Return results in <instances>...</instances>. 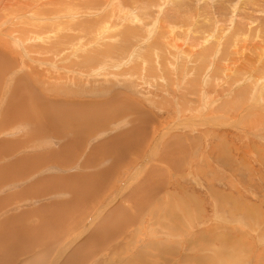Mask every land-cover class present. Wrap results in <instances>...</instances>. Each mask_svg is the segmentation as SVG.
Instances as JSON below:
<instances>
[{"label":"rangeland","instance_id":"1","mask_svg":"<svg viewBox=\"0 0 264 264\" xmlns=\"http://www.w3.org/2000/svg\"><path fill=\"white\" fill-rule=\"evenodd\" d=\"M41 1L42 5H49L54 0ZM122 1L123 7L131 13L130 16L127 15L130 23L122 14L124 11L118 13L117 5ZM0 2V48H6L15 62L28 59L23 56V49L27 48V44L32 46V41L29 40H32L33 34L39 32L40 28L47 34L44 42L46 38L50 40L53 36L63 34L78 37L82 35L78 29L71 31L66 27L75 25L79 28V23H59L64 22L63 20L70 22L96 19L99 22L90 30L93 45L90 43L86 49L91 51L94 48L102 49V46L110 42L114 44L117 36L122 37V44L119 46L121 54H112L113 59L121 58L116 61L119 66H111L112 63L106 66L111 69L107 70L108 73H115L114 76L103 75L104 72L101 71L98 72L102 74L100 76L96 73V76L81 77V74H90L99 64L95 65L93 58L91 63H81L86 68L81 67L75 61L78 60L79 52L59 61L41 60L37 53L28 54L34 59L55 65L53 70L33 63L35 69L43 75L39 79L37 75L35 81H54L55 87L50 92H46L37 83L44 96L53 97L54 100L56 95L63 99L77 96L82 101L113 93L123 94V97L151 113L154 126L164 131L173 123L178 125L181 120L184 122V119H191L190 123L182 126V130H179L181 126H177L179 128L162 135L155 132L154 136L158 135L159 139L153 145L154 139L145 144L151 128H148L149 134L135 132L137 122L131 121V115H119L96 127L94 132L85 134L79 152L66 165H40L25 177L13 176V183L7 181L10 185L0 183L3 186H0L1 196L6 192H13V189L19 190L31 180L33 188L30 191L33 196L39 193L41 184H38V178L75 173L80 177L79 181L84 182L83 189L78 191L75 188L79 186V181L69 184L68 188L57 194L31 198L33 201L30 202V209L40 205L48 207L52 202L60 203V200H63V204L52 206L57 208L56 211L51 210L46 217L44 214L36 216L33 212L34 216L28 217L31 221H23L27 224L25 226L40 224L38 229L27 230L29 235L36 238L22 234L23 238L21 233L16 232V238L11 236L12 243H9L10 239L6 242L2 236L3 240L1 238L0 241L6 243H0V248L5 245L14 246L11 244L19 240L22 243L27 238L29 243L25 241L21 247L18 244L19 249H28L20 255L12 252L14 254L10 256L9 252L0 249V264H35L40 259L42 264H78L77 261L79 264H264V0H106L100 2L101 6L96 11L92 8L96 6L94 0H75L81 2L78 5L88 11H77L84 14L73 17L61 14L62 17L50 18L56 23L43 17H40L41 21H37V17L32 18L29 13L22 11L36 0H29L20 9L10 6L14 0ZM7 4L10 5L5 6ZM71 9L69 11L74 13L75 9ZM19 16H22L19 18L20 22L17 21ZM128 26L134 28V32L129 31L131 39L126 31ZM6 28L19 29L16 36L22 43L20 47L13 46L11 36L5 33ZM120 30L125 32L121 33ZM50 31L53 34H48ZM107 33L115 39L107 37ZM58 44L62 49L67 47L68 51L80 46L79 41ZM73 44L76 45L72 46ZM32 50L35 51V48L32 47ZM136 50L139 54L136 52L138 55L134 56ZM128 72L131 73L129 81L120 75ZM10 78L11 75H7V81ZM10 80L8 85L0 83V94H3L0 95V110L6 108L0 111V123L4 121L3 114H7L10 109L5 102H15L13 77ZM73 80L75 82H71ZM126 84L130 85V89ZM101 86L108 90L105 95L96 97L85 94L86 91ZM64 91L69 92L68 97H62L66 95L62 93ZM29 115L0 126V140L5 138L10 144L14 140L17 142L15 149H18L21 146L19 137L27 131L29 133L25 134L32 136L24 135L26 139L22 140L37 144L45 134L40 137L32 131L36 121L32 122L34 114ZM23 119L25 123L21 121ZM120 131L124 135L114 142L115 149L107 146L104 156L87 155L94 144H107L108 139L117 137L116 134H121ZM68 132L72 135L71 131ZM60 140L62 139L52 138L49 143L53 147ZM145 145L148 146L144 148ZM87 156L92 160H89V164H84ZM61 157L57 156L55 161H59ZM3 159H6L3 164H10L14 157ZM112 161H115L116 166L111 164ZM99 181L98 186L96 184ZM27 190L28 187L23 191ZM67 190H71L73 195ZM127 192L130 193L127 195L129 198L125 195ZM114 196L116 199L110 205L108 201ZM23 202L28 206L27 201ZM117 204L122 207V211L117 214L121 217L128 216V220H125V224H120L121 230L118 224L122 218L116 220L117 224L114 219L116 227L113 231L108 236L101 233L104 237L98 239L91 248V238L93 239L97 229L106 231L103 225L101 229L100 225L95 227L97 221H102L105 214ZM20 210L23 207L16 209V212ZM61 248L63 253L60 257ZM84 252L86 257L80 261L79 256Z\"/></svg>","mask_w":264,"mask_h":264},{"label":"bare ground","instance_id":"2","mask_svg":"<svg viewBox=\"0 0 264 264\" xmlns=\"http://www.w3.org/2000/svg\"><path fill=\"white\" fill-rule=\"evenodd\" d=\"M10 1L11 0H7L6 3L10 2ZM28 1L29 0H14L13 4H11V5L9 4V5L11 7L12 6L13 7L14 6H17L18 9H20L22 7V5L24 3H28ZM94 1H95L96 6H94L92 8H93V10L96 11L101 6V3L100 2L101 1L105 2L106 0H94ZM81 2H82V0H81ZM81 2H75V0L74 1L73 0H54L49 5H42L41 4L42 3L41 0H39V1L36 0V2H31L26 7H24V9L22 11H26V13H29L28 15L30 17H32V18L37 17L36 18L37 21H41L40 17H43L44 19L46 18L47 20L52 21L53 23H56L55 20H52L50 18H52L53 16H54V18L55 17H62V16H65V17H73L74 15H82V14H84V13H78L77 11H84V12L86 11L87 12L88 11L87 9H85V8H83V7H81V6L78 5V3H81ZM0 3H2V2H0ZM122 3H123V1L121 3H118V5H117V8L119 9L118 10V13L120 14L122 11H124V12H122V14H124L126 16L125 19L129 22L130 19H128L129 17L127 18V15L130 16L131 13H130V11L127 8H124L123 7ZM124 4H125V2H124ZM9 5L7 4L5 6H9ZM47 8H50V9H47ZM71 8L73 10L75 9L74 10V13H71V11H69V9H71ZM15 9H16V7L14 8V10ZM45 9H47L46 12H44ZM63 9H65V10L63 11ZM53 12H54V15H53ZM61 14H63V15L60 16ZM23 16H25V18H28V16H26V15H23ZM20 17H22V16H19L18 17V20H17L19 22H20V19H19ZM117 17L119 18V16H117ZM131 20H133V18H131ZM63 21L64 22L61 21L59 23H79L78 24L80 26L79 28L77 26H75V25H66V27L68 29H70L71 31L78 29L79 31H81V34L82 35L80 37H78V36L71 35V34H63V35H61L59 37L53 36V38L50 39V40H49V38H46V42H44L45 41L44 40V37L47 36V34H44V32L42 31V29L40 28L39 29V32H35V34H33L32 40H29V41H32V46L29 45V44H27V48H24L23 49V52L25 53V54H23V56L26 57V58H28L26 61L21 60V61L15 62V60H13V58L11 57V54L8 52V50L6 48H0V83L1 84L4 83V85L5 84L8 85L9 82L11 81L10 79L12 77H13L14 83H15L14 86H13V89H12L13 94H14V100H15V102L14 103H11V102H9V100H7L8 102L7 101L5 102L7 104V107L10 106V109L7 112V114L6 113L5 114L2 113L3 114L4 121L3 120H2L3 122L1 121L2 123H0V126H3V124H8V122H11L13 120L16 121L20 117L26 118L29 114H34V116L32 117L33 121L32 120H30V121H32V122L36 121V123L34 122V126H33L34 129L32 128L33 130L32 129L31 130L34 131V132H36V133H38L40 135V137H41V135H44V134L45 135L43 137H46V139H43V137L41 139L39 137L40 140L37 141V144L34 143V142H31L30 140H24L23 141L22 138L24 139L25 136H29L30 135V134L29 135L25 134L27 132L26 131L24 133L25 136L23 135L24 137L19 135L20 136L19 137L20 138V141L19 142H21V146L18 149H15V147L17 145L16 144L17 142L15 143L14 140H13L12 144H10L8 142V140H5V138H2L0 140V175H2V176H0V183H3L4 184L6 182L5 184L8 183V185H10L9 182H7V181H10V183H13L14 182V180H13L14 177L13 176H19V178H20V176L21 177H23V176L25 177V175H27L29 173H32L36 169H38L39 167H41L40 165H42V167L45 166V165H49V164H56V165H61V166L66 165L79 152L80 148L82 147V141H84L83 139L86 136L85 134L88 135V133L94 132V130H95L96 127L98 128L99 126H101V125L109 122L111 119H115L119 115H126V114L128 115L129 114V116L131 115V117L133 118V119H131V117H130L131 121L134 120V121H136L137 123L140 124V125H138L136 123V127H135V130L136 131L132 129L135 132L140 131L141 133L144 132V133H148L149 134L148 128H151L150 129L149 138L148 139H145L146 140L145 144L146 143L148 144L149 142H151L154 139L153 145L156 144L158 142V139H159V136L158 135L157 136H154V133L155 132L158 133L159 135H162L164 132L171 131V130H174V129L179 128L177 126H181L179 128V130H180L181 128H183L182 126L186 125L187 123H190V121H191L190 118H187V119H184V122H183V120H181V122L179 121L178 125H177V123H173L168 128H166L165 131L164 130H161V129L159 130V129L156 128L157 126L155 127L154 124H153L154 118L152 117L151 113H148L145 109H143L139 105L133 103L127 97H125V96L123 97V94L121 95V94H118V93L117 94L116 93L115 94L113 93V95L104 96V97L98 98V99H94V98H92V99L88 98L89 100H83L82 99V101H79L80 98H78L77 96H74V97L73 96H70V98H66V99L64 98L63 99L61 97H57L58 95H56V96H54L56 98V100H54L53 97H46V96H44L41 93V90L38 88L37 83H39V85L41 87H43L46 92H50L55 87V84H54L53 79H51V80L48 79V82L47 83H44L43 80L40 81L41 83L39 81H35L34 78L37 75H38V79H39V76L40 75L41 76H43V75L35 69V67L33 66V63H36L37 65H40V66L45 65V66L51 67V69H53L52 67H55V65H50L48 63L42 62L41 60H52V59H56V60L59 61V59L67 58L68 55H73L74 52H79L78 55H77V59L78 60H75V61L77 63H79L81 67H85L84 64H81V63H85V62L91 63L93 58H95V63L94 64L95 65H98L99 64L97 68H95L94 70H92V72L90 71V74L84 73V74H81V77L96 76V73H97V75L100 76L102 74L101 73L98 74V72H101V71L104 72L103 75H106V76H114L116 74L115 73H108L107 70H111V69L110 68L108 69L106 66L109 63H112L111 66H114L115 65L116 68H117L119 66L118 65L119 62L116 63V61H120V59H121V58L120 59H116V58L113 59L112 54L114 55L115 52L117 54L120 53V47L119 46L122 44V41L120 40L122 37L120 38V37L117 36V39H115L110 33H107V37L114 38L116 40V43H114V44H116V45H114L113 43L110 42V43L105 44L104 47L102 46L101 47L102 49H100V48H98V49L97 48H94V49H92V51L90 49H86L87 47L90 46V43L92 44V41L91 40H93L92 37H91V35H90V32H91L90 30H91V28H92V26L94 24L99 23L98 21H96V19H94V20H89L88 19V20H83V21H73L72 20L70 22H67V20L66 21L63 20ZM99 21H100V19H99ZM123 21H125V20H123ZM133 21H137V20H133ZM133 23H135V22H133ZM128 27L130 29L126 27L127 28L126 31H127L128 37L131 39V35L132 34L129 31L134 32V28L133 27H130V26H128ZM118 28L121 29V27H118ZM118 28H116V29H118ZM149 30H151V29H149ZM149 30H148V32H149ZM18 31H19V29H17V30H11L9 28L8 29L7 28L5 29V33H7V34H9L11 36L10 38L12 39V42L14 44L13 45L14 47H20L21 44H22V43H20L19 37L16 36V34L18 33ZM121 31L122 32H125L123 30H120V32ZM48 34H53V32L50 31ZM121 36H123V35H121ZM90 37H91V39H90ZM80 38L81 39L84 38L83 40H86V41H83ZM77 41L80 42V46H75L76 44H73L72 46H75V47H72L69 51L67 50L68 49L67 47H64L62 49V46H60L58 44V43L70 44V43H74V42H77ZM88 41H89V44H88ZM112 41L114 42V40H112ZM40 42H42V43H40ZM32 47L35 48V51L32 50ZM48 48H49L50 51L48 50ZM4 50H7V51L5 52ZM114 50H116V51H114ZM137 51L138 50L135 51L134 56L138 53ZM33 53H37L39 59H41V60L34 59V58L28 56V54H33ZM97 60H99V61L97 62ZM123 63H124V61H123ZM129 63H132V62H129ZM70 64H72V62ZM66 65L64 67H66ZM74 65H73V67H74ZM68 66H69V64H68ZM6 69H8V71H5ZM78 69L80 71L83 70V69H80V68H78ZM74 70H77V69H74ZM7 75H8V77L11 75V78L8 79L9 81H7ZM120 75L123 76V78H125V80H128L129 81L128 77L131 79V73H129V72L128 73H124V74H120ZM104 78H106V77H104ZM4 79H5V82L2 83V81ZM40 79H42V78L40 77ZM71 82H75V81L73 80ZM105 82H107V81H105ZM105 82H103V83H105ZM100 84H102V83H100ZM4 85L2 87H4ZM74 86L75 85L73 84V87ZM126 87L130 89V85L126 84ZM68 88L69 87H67V90H68ZM6 89H7V87H6ZM108 89L111 90V87L109 86ZM107 91L108 90H104V87L101 86L98 89L95 88V89H92L91 91H86L85 94H90V95H94L96 97H100L101 94L102 95H105V93H107ZM18 92H20L21 95H19ZM62 93H66V95L69 94L68 91H64ZM0 95H3L2 92H1ZM66 95H64L62 97H68V95L67 96ZM17 98L20 99L21 101H19ZM2 102H3V100L1 101V103ZM250 107H252V106H250ZM123 108H125V110H123ZM4 109H6V108H4ZM4 109L2 108V110H4ZM2 110H0V111H2ZM244 113H245V111H244ZM29 117H30V115H29ZM1 118L2 117L0 116V119ZM21 121H23L25 123L24 119L21 120ZM28 121H29V118H28ZM10 126H8V127H10ZM25 126H23V127H25ZM29 127H30V125L27 128H29ZM57 127H59L60 129L57 128ZM152 128H154V129L152 130ZM184 128H186V127H184ZM23 130H24V128H23ZM68 130L71 131L72 135L68 132ZM10 131H11V129H10ZM20 132H22V131H20ZM120 132H121V134H116L117 137L114 136L112 139L111 138L108 139L109 142L107 144L106 143L104 145H97V143L94 144L93 145L94 147L92 146V148L89 149L87 155L92 156L94 154V155H103L104 156V155H106L105 152H106V147L107 146L109 148L115 149L116 145L114 146V144H115L114 142H116L118 139L120 140L121 138H123L122 135H124V133L122 131H120ZM27 133H29V132H27ZM113 134H115V133H113ZM5 135H7V134H5ZM30 136H32V134ZM33 136H34V133H33ZM156 137H158V138H156ZM52 138L53 139L57 138V139H62V140H60L59 144H56V146H53L52 147L51 144L49 143L50 139H52ZM175 138H172V139H175ZM106 140H105V142H106ZM180 144H181V142H180ZM118 145H121L122 146V144H120V143H118ZM35 146H39V148H36ZM129 146H132V145H129ZM146 146H148V145H145L144 148H146ZM57 156H62L63 158L59 159V161H55ZM3 157H7V158L14 157V160H12L10 162V164H5V163L3 164V162L6 160V159L4 160ZM86 159L87 160H84V162H83L84 164H89V162H90L89 160H92V159H90L89 156H87ZM114 162L112 161L111 164H114ZM119 163L121 164L122 162H119ZM114 166H116V163L114 164ZM119 167H120V165H119ZM158 171H160V170H158ZM149 172H152V171H149ZM5 175H7V176H5ZM52 176L53 177H47V178H43V179H39L38 178V184H41L42 183V185L39 186V193H36L33 196H32V192L30 191V189L33 188V186H32L33 185V182H31V180H30V183L28 182L29 183L28 185H26V186H24L22 188H19V190L14 191V189H13V192H9V193L6 192V194L0 196V229L3 228V229H1L3 231H2V233H0V239L3 236V238L5 237L4 238V241L7 242V240L10 239L11 242L10 241H8V242L9 243H12V240H11L12 237L11 236H14V239H15L16 238V235H17L16 232L21 233V236L23 238H25L23 235H25V236L26 235H29V232L27 231L28 229H30V228H32V230L38 229V227L40 226V224L39 225H34V226H30V225L25 226L27 224H24L23 221H31V220H29V218H30L29 216L30 215H33V212L36 214V216L37 215L41 216V215L44 214L45 217H46L47 214L49 215L52 212L51 210H54V212L56 211L55 209H57V208H52V206H56V205L63 204L62 203L63 200H60V203H54L53 204V202H52L51 205H49L48 207H47V205L46 206L40 205L37 208H31L30 209V206H29L30 205V202L33 201V199H31V198H41V197H44V196H49L50 194H57L58 192H60L62 190H65L66 188H68V185L69 184H71V183H77L79 181V179H80V177L77 174H75V173H71V174H61V175L59 173L58 175L56 174V175H52ZM163 176H165V175H163ZM16 179H17V177L15 178V180ZM140 179H138V180L140 181ZM11 180H12V182H11ZM144 181L145 180H143V183H144ZM100 182L101 181H99L96 185L99 186V183ZM83 184H84L83 181H79L78 182V185L79 186H77L75 188V190L78 191L80 189H83ZM101 185L102 184H100V186ZM0 186H2V184ZM106 186H104V187L106 188ZM26 187H28L29 190L23 191ZM5 188H7V187H5ZM10 188H13V187L10 186ZM135 188H139V187H135ZM101 189H102V187H101ZM2 191H3V189H2ZM94 191H96V190H94ZM100 191H102V190H100ZM67 192H71L72 195H73V192L71 190H67ZM119 192H121V191L119 190ZM102 193H104V192H102ZM128 193L129 192H127L125 195L127 196ZM77 196L75 197L76 199H77ZM114 198L116 199V196L110 197V200L108 199L109 200L108 203L110 202V205L113 203V201H114L113 199ZM126 198H129V197L127 196ZM28 199H31V200H28ZM23 201H27L28 202V206L25 205V203ZM19 202L20 203L22 202L23 204H20ZM72 202H73V200H72ZM75 202H77V201H75ZM1 206H2V208H1ZM22 206H26L28 208L27 209H24V210H20L19 212L18 211L16 212V209H18L19 207H22ZM109 206H107V208H109ZM75 207H76V203H75ZM120 207L121 206L117 204L114 209L111 208L112 210L110 209L107 212V214H105V216L103 217L104 219L102 218L103 219L102 221H100V222L97 221L95 227L98 228L99 225L100 226L103 225V227L106 229V231L101 232L100 230L97 229V231L93 235V239L91 238V240L94 243V244L93 243L91 244V248H92V245L95 246L96 241L98 242V239H100L102 236L104 237V235H103L104 233L108 236L110 234V231L111 232L113 231V228L116 227L115 224H117V221H116L117 219H121L122 218L121 221H120V223L118 224V228L119 229H121L120 228V224H125L126 223L125 220H128V216H126L124 214L125 216L124 217H121V215L117 214V212L122 211V207L121 208ZM104 208H106V206H104ZM150 208H152V207H150ZM155 209L156 208L154 207V210ZM61 210L62 209H60V211ZM45 211L47 213H44ZM77 211H79V210H77ZM64 212L66 213L67 211H64ZM99 214H101V213H99ZM50 216H52V215H50ZM114 219L116 221L115 224H114ZM43 220H45V219H43ZM101 228H102V226L100 227V229ZM91 232H93V231L91 230ZM32 233H33V231H32ZM101 233H103V234H101ZM29 236H32V235L30 234ZM3 238H2V240H3ZM34 238H36V237L34 236ZM85 238L87 239V236ZM27 239L26 240L24 239L22 241V243H24L25 241H28ZM86 239H85V241H86ZM2 240L0 241V243L3 242L5 244L6 242H4ZM29 240H31V239L29 238ZM87 240H89V239H87ZM101 240H103V239H101ZM20 241L21 240H19V242H17V241L14 242V240H13L14 243L11 244V245H14V246L8 245V246L11 247V249H9L10 247H8L6 245H5L6 248L8 247L7 250H6L5 246H4V248L1 247L0 249L3 252H9V255L10 256H12L15 252L17 253V255H20L22 253H25L28 249H21V248L19 249L17 247L19 243H20V246L19 247H21V244L22 243ZM73 241H74V239H73ZM87 242H89V241H87ZM28 243H29V241H28ZM2 244H0V246H2ZM25 244H23V245H25ZM71 245H72V243H71ZM86 246H88V245H86ZM12 247H14V249H12ZM27 247H30V246H27ZM83 248L85 249L87 247H83ZM12 252H14V253H12ZM0 253H1V251H0ZM62 253H63V249L59 252L60 257L62 255ZM1 255H2V253H1ZM84 257H86V252H84L83 254H80V256H79L80 261ZM8 260H7V262H8ZM33 260H34V258H33ZM40 260H38V262H36L35 264H38V263L39 264H42ZM69 261H70V259H69ZM77 262L79 264V261H77ZM75 263H76V261H75Z\"/></svg>","mask_w":264,"mask_h":264},{"label":"crops","instance_id":"3","mask_svg":"<svg viewBox=\"0 0 264 264\" xmlns=\"http://www.w3.org/2000/svg\"><path fill=\"white\" fill-rule=\"evenodd\" d=\"M61 158H63V157H61ZM61 158H59V159H61ZM50 170H51V171H54V169H50ZM50 174H51V173H50ZM81 179H83V178L81 177ZM41 185H42V183H41ZM46 201H47V200H46ZM46 201H45V202H46ZM42 202H43V201H42ZM21 204H23V203L21 202ZM22 207H23V210L28 208V207L26 208L25 206H22ZM22 207H21V209H22ZM6 250H7V249H6Z\"/></svg>","mask_w":264,"mask_h":264}]
</instances>
